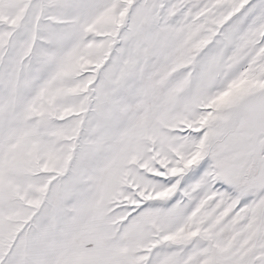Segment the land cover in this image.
<instances>
[{"label":"snow or ice","instance_id":"obj_1","mask_svg":"<svg viewBox=\"0 0 264 264\" xmlns=\"http://www.w3.org/2000/svg\"><path fill=\"white\" fill-rule=\"evenodd\" d=\"M0 264H264V0H0Z\"/></svg>","mask_w":264,"mask_h":264}]
</instances>
